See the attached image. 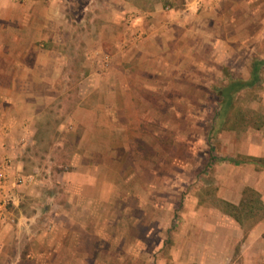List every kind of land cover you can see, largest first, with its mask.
<instances>
[{
	"label": "rangeland",
	"instance_id": "rangeland-1",
	"mask_svg": "<svg viewBox=\"0 0 264 264\" xmlns=\"http://www.w3.org/2000/svg\"><path fill=\"white\" fill-rule=\"evenodd\" d=\"M143 1L174 9L169 0ZM178 2L189 11L185 0ZM104 3L43 0L44 22L28 27L30 37L0 40V123L12 129L0 132V209H22L29 218L18 221L26 227L0 250V264H164L152 246L157 236L129 246L122 225L108 223V212L126 205L120 193L101 190L89 207L75 198L79 173L123 185H136L138 175L148 185L158 178L162 201L177 210L190 191L216 199L217 182L207 183V176L238 173L216 161L231 151L227 141L235 131H255L248 129L257 121L249 114L264 113L263 67L262 80L236 95L234 110L249 117L247 128L228 129L227 123L221 140L211 137L218 88L250 78L253 63L264 62V0H241L234 19L225 12L216 24L227 28L222 42L212 30L200 39L193 29L185 47L176 40H153L147 47L151 41L144 39L143 49L130 48L123 38L135 20L121 10L108 14ZM196 3L200 10L202 1ZM33 5L34 11L43 7L40 0ZM21 24L7 25L19 30ZM216 42L223 46L218 53ZM63 206L79 211L80 221L46 224L49 212L58 221L52 213Z\"/></svg>",
	"mask_w": 264,
	"mask_h": 264
},
{
	"label": "crops",
	"instance_id": "crops-1",
	"mask_svg": "<svg viewBox=\"0 0 264 264\" xmlns=\"http://www.w3.org/2000/svg\"><path fill=\"white\" fill-rule=\"evenodd\" d=\"M40 1L43 7L34 11L33 0H0V40L30 37L31 32L28 27L35 20H37L36 23L44 22L41 17L45 13V5L43 0ZM169 1H172L170 4L174 5V9L167 11L156 1L145 4L143 0H105L107 3H104V7L107 4L111 7L108 8L110 10L108 14L117 15L121 10L127 13L130 21L135 20L134 28L127 31V35L125 33L123 37L125 43L131 45L130 48L136 44L137 49H143L144 39L151 41L147 47L154 43L153 40L163 42L164 45L167 41L176 40L178 45L185 47L193 38L191 36L193 29L198 31L197 37L200 39H205V32L212 30L211 37H215L216 40L220 38L219 41L222 42L225 36L222 34L227 31V28L224 25L217 28L216 24L224 21L225 12L229 18L234 19L235 9L241 0H201L200 10L197 9V0H185L189 11L180 7L181 4L178 2L180 0ZM38 16L40 17L36 19ZM15 22H22L23 29L10 30L7 24ZM209 25H212V28ZM42 34L40 37H43ZM139 42L140 47H138ZM216 43L218 53L223 46L219 42ZM257 63H260V79L254 86L262 80L261 71L264 62L256 60L252 66L251 77L242 78L247 81L251 80ZM249 115L250 118L244 116L245 119L254 117L257 121L249 122L248 129L255 131L248 134L243 133V136L235 131L227 141L230 148L226 149L231 151L228 152L229 154H224L226 157L221 158L222 162L218 161L219 159L216 161L220 168H224L225 162L236 166L238 173L225 174L222 172L207 176V183H213L214 180L217 182L216 199L209 198L206 191L198 192L197 195L190 191L187 195L188 200L177 210L174 203L171 207L166 199L162 201L158 178H154L148 185L146 178L138 175L136 185H123L120 180L116 182L113 179L107 180L100 177L99 179L95 174L87 171L79 173L82 179L81 190L78 187L76 192L80 191L75 198L80 203L88 201L86 206L89 207L91 202L97 201L101 190L107 195H110V192L120 193L119 199L126 205L118 210H112V213L108 212V223L122 225V232H124L122 236L130 244L129 246L140 247L144 238H149L151 235L157 236L158 239L152 246L158 248L159 255L162 256L160 258L165 261L164 264H264V113L257 111ZM245 128L247 127L236 126L228 129ZM10 130H12L11 124L0 123L1 133L10 132ZM223 130L215 134L217 138L220 137V140L224 137L220 136ZM222 139L225 146V139ZM3 187L6 189L7 186L3 184ZM247 188H253L258 193L262 203L261 208H257L258 206L251 208L242 204ZM134 201L137 203H133ZM257 203L260 205V202ZM75 211L72 212L63 206V209L53 212L52 216L58 219L57 222L51 221L49 212L46 224L61 225V218H64L67 224L69 221L79 222V211ZM91 211L90 207L89 214L94 212V210ZM25 215L28 214L22 209H0V250L9 247L10 241L22 231L20 228L26 227L18 222L21 217L25 218ZM106 218L107 216H103L101 222ZM105 231L107 233L106 227L103 228V233ZM110 231L108 226V233Z\"/></svg>",
	"mask_w": 264,
	"mask_h": 264
},
{
	"label": "trees",
	"instance_id": "trees-1",
	"mask_svg": "<svg viewBox=\"0 0 264 264\" xmlns=\"http://www.w3.org/2000/svg\"><path fill=\"white\" fill-rule=\"evenodd\" d=\"M259 68L260 63H257L251 80H230L225 87L218 90V94L221 97L220 109L216 114L214 124L211 128V137L215 136L219 130L224 129L227 123H230V127L244 126V115L242 112L234 110L236 93H238L241 89L254 86L259 81ZM257 202H260V205H258ZM242 204H246L251 208L252 206H258L257 208H261L262 206L259 195L253 188H247L245 190V196Z\"/></svg>",
	"mask_w": 264,
	"mask_h": 264
},
{
	"label": "built area",
	"instance_id": "built-area-1",
	"mask_svg": "<svg viewBox=\"0 0 264 264\" xmlns=\"http://www.w3.org/2000/svg\"><path fill=\"white\" fill-rule=\"evenodd\" d=\"M5 173H6V171L2 173V175H4V176H3L4 181H6V175H5Z\"/></svg>",
	"mask_w": 264,
	"mask_h": 264
}]
</instances>
